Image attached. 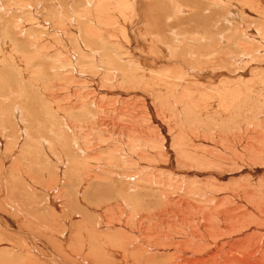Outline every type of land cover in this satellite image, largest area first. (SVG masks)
<instances>
[{
  "label": "rangeland",
  "instance_id": "rangeland-1",
  "mask_svg": "<svg viewBox=\"0 0 264 264\" xmlns=\"http://www.w3.org/2000/svg\"><path fill=\"white\" fill-rule=\"evenodd\" d=\"M8 1L9 0H0V56L2 55L3 57L2 60L0 58V78H10H8L9 83L6 87L0 84V93H2L0 97H3L6 91L8 94L10 91H16L18 92V97L15 96L12 98L11 96L8 100H0V103H2L0 104L2 107V109L0 107V110L6 111V122L4 118L0 116V134L2 135L3 132L4 137H8L11 141L15 138V131L18 129V126L16 118H14V105L12 104L18 101L20 102H17L19 104L18 107L22 109V104L26 103L28 100H33L32 105L37 111L34 112L36 118H33L34 121L32 119L28 120L27 118L23 120V127L26 129L29 125L28 128L33 138L47 135L52 137V135H55V132H64L63 136L59 133V135L62 136L61 140H63V144L62 142L56 143V147L52 145L50 149L55 153L61 152L69 158H64L65 160H63L61 159L63 157L59 156L57 153L58 159L51 155V157H49L40 148L35 147V143L27 142V144H22L20 141L16 143L17 141L15 142L13 140L17 145L22 147L28 144L31 146L33 145V148H31L32 155L27 149L20 153L17 149L11 147V141L9 144L6 143L5 145L3 142L1 143L3 138L0 137V198H2L3 201L1 202V204L3 203L2 207L0 206V264H58L59 261H65V263H70V261L78 263L79 261L81 264V257H84V259L88 261L87 264H118V261H121L120 257L124 255L120 253V251L118 252L119 254L114 252L119 250L118 245L114 242L106 243L104 240L107 239L109 235H122V233L118 231L125 232V234L127 233V236L129 232L121 229H117L118 231L116 232H113L114 230L111 232L109 229L99 227L102 225L99 223V220L104 222L101 216L102 214H107L109 217L114 215V211L118 210L120 207L118 202L119 197H131L130 195L133 191L131 192L130 189L132 187L127 189L129 192H126L125 189L128 186H135L136 188V184L134 183L136 179H134L135 175L133 174L140 171L139 169L142 168L140 166L154 163L156 160H151L152 162H150L149 159H142L140 161L138 157L137 159L133 157V160L128 158V164L125 163L126 166H123V168L125 167V173H128V175L132 177L129 179L127 175V177H125L126 179L123 180V176L119 174L122 170L115 171V173L120 175V178L115 175H110L104 170V162L106 161L104 158L109 154L106 148V151L104 150L105 152L99 151L92 154L91 157L89 156L86 158L84 163L79 160V166L82 165L83 170L91 166L90 174L95 175L98 181L89 180L88 183L84 175L76 172H72L70 175V167L68 168L66 178L64 177V181L62 170L64 166H68L66 164L68 159L73 157L83 159L86 157V155L84 157L80 155L77 148L84 149L91 143L93 146L99 145V147L110 146L115 135L107 136L108 133L103 134L104 127L102 123L110 129L112 127L114 128L112 129L115 134H119L116 135V138H121L118 146L120 148H125V150L129 152V155L125 156L131 157L130 154L133 155L134 151L130 152L129 148L136 143H143L144 141L141 131L136 133L130 130L132 132L128 133L125 130L126 126L130 129L133 124L139 123L135 121L138 119L139 114V108L134 104L135 101L143 103V106L148 109H146V112L149 111L148 113H150V116L149 114L147 115V128L144 129L146 133L148 132L151 135L150 138L158 135L161 136V134H163V136L165 135L164 143H166V147H168L174 155V150L176 148L172 144L178 138L183 143L187 144L184 150L188 151L190 157L201 158L199 161L197 158H194V160H197V162H195L191 160L193 159L192 157L186 162L185 158L179 157L181 161L186 162V165L183 168L181 167L182 171H180V173L184 171L182 175L185 177L187 176L185 180H187L186 183L188 182L187 185L189 190H194V192L198 194H191L189 196L185 193L186 190L183 191L178 188L177 190L172 184L170 186H163L164 190L160 187L162 189L160 192H158L159 190L157 188V192L142 189L140 193L146 194L148 201L142 206L139 205L137 210L141 208L150 213V211H154L157 207H160L161 205L159 204H162L163 199H165H162L158 195L161 192H164V195L167 197L169 194V199L173 197L171 200L180 201L189 197L192 203H197L198 206L201 203L200 207L206 205V207L210 208L213 204L211 202H206L202 190L207 186V190L211 193L217 191L220 186H225L226 190H228V188H232L235 181H239L243 185L246 184V186L256 189L260 196H264V0H224V2L222 0V2L219 1V3L221 2L220 5L214 3V0H190V5H188L190 7L192 2L194 3V1H196V3H194L196 8H194L195 10H193V12H191L193 8L190 9L182 0H134L133 4L136 12H133V14L130 13V18L127 16L124 17L127 23L126 21L123 22L120 20L121 17L118 18V16H115V12L112 13L107 11L106 8H108V10L114 9L112 5L99 10L89 6V2L92 4L93 0H55L58 2L60 10H62V14L66 19L65 21L69 22V16L75 15V12L82 18L86 13L93 14L94 17H92V19H94L100 27V31H98L99 36L94 38V49H97L99 52L104 51V54H99L101 57H115L116 59L114 58L115 60L112 61L113 64H111V66L119 69L121 67H119V63L122 62L120 60L131 58L132 62L130 61L127 63V70L132 68L136 75L139 73H157L163 68L166 69L162 74L157 76V78L163 76V81L158 82L159 84L153 83L144 86L129 83V86H124L123 83L118 82L116 86L109 87L101 82V77L105 76L107 78V76H110V73L108 74L106 71L102 72L99 70L100 68H98L97 71V67L94 69L92 66H90V68L89 66L84 67L82 70L81 66L85 64L88 65V63L84 62L80 66L78 65L79 63L77 64V59L75 61L73 60L74 66L77 69V73L73 72L76 76L75 78H77L76 80H78L77 83L84 84L85 87V83H87L86 86H89L90 81L95 80V86L97 88L101 87L103 84V93L101 92L99 94L98 92V95H100L102 99L98 95L94 96L96 101H101L100 104L102 106L86 105V107H81L79 105L81 108L67 106L76 100V97L72 95L74 92L70 94V89L63 88L62 86V89L59 86L57 87L59 89L54 87L56 84H60L55 76L57 71H61L60 69H56L57 64L61 62V64L64 65L62 61L67 59L74 50L75 53L78 54V44L75 41L72 43L63 39V37H67L66 34L70 33L69 31L73 29V31H75L76 29L74 27L72 29L71 26H66L68 22H64L65 25L62 26V20L59 25L52 24V22H55L53 20L58 21L56 19L55 8H53L55 6L50 5L48 7V5L45 4L54 3V0H42L46 1L44 2V7H42V3L40 4L41 0H27L26 3L28 6L24 11L16 9V5L9 4ZM108 1L110 2L111 0ZM11 5L14 7L11 8ZM63 5H65V7ZM92 5H95V3ZM177 5L182 7L179 8L178 11L180 9L184 11L180 10L179 13L178 11L176 12L175 9ZM66 6L67 8L71 6L74 10V14L70 15L69 12L67 13ZM85 6L89 7V9H83ZM30 7L34 8V12L40 20L43 19L41 21L44 22V26L47 27L50 25L48 29L36 28L34 25L35 23L31 21L30 12H27ZM196 11H199L198 14L203 18H207V22H210V25L208 24L204 27V22H202L201 17L197 16ZM108 14L109 16L114 14V16L108 17ZM100 15H102V17ZM136 15H138V17H136ZM167 16H172V19ZM175 17L177 18L175 19ZM189 17H194V19H190ZM227 17L229 20H227ZM25 18L30 19L28 24ZM72 19L74 20L75 18ZM20 20L26 25L21 31L18 28L19 26H16ZM40 20H38V23ZM131 21H133L132 25L130 24ZM134 23H136L135 26ZM143 23H145V26H143ZM78 24L82 30L85 29V25L82 21ZM121 24H125L124 27L130 28V30H126L127 37L125 39L121 33ZM171 29L173 30L170 31ZM55 30H62L61 36L60 34L57 35ZM76 31V33H70L71 40L73 37L79 39L80 30L77 29ZM148 33L149 35H147ZM41 34L49 36V39H47V37L42 39L35 38V35L40 36ZM150 35H156V39L152 38L153 40L155 39L153 43H150V41H152L150 40ZM176 35H178L181 40V42L178 40L177 44L175 43V41H177L175 38ZM221 36H223V39ZM146 38L148 40H146ZM143 39L145 40L143 41ZM81 40H84L83 34L81 35ZM10 41L11 43L8 44ZM81 43L83 44L81 46L85 48L86 45L83 42ZM1 44L4 45L1 47ZM173 44H176L175 47H177L174 55L168 54L164 49L165 47H161V45L171 46ZM178 50H180L179 53ZM184 51L186 53L191 52V55L189 53L186 54ZM121 55V59L117 60ZM137 56L140 57L137 58ZM135 57L139 60V64L136 62L133 63ZM97 60L99 62L98 58ZM98 62L96 64L98 67L100 64H102V66H100L102 68L109 67V65L106 66L102 62ZM147 65L150 67L146 68ZM123 70L125 69L123 68ZM116 71L112 75L113 80L115 79L114 76L118 73H116ZM168 71H171V73ZM123 72L126 73V71ZM177 72L180 73L176 74ZM182 72H185L184 74L187 73L184 78H181L183 82L178 79V76H182ZM117 77H119V73ZM146 81L153 82L149 77L146 78ZM60 82L65 83V81L61 80ZM39 83L46 86V89H43L42 92L37 88H33L34 85ZM72 85L74 84L69 86L71 89L74 88ZM84 87L77 89L79 92L81 91L78 97H81L82 100H85V94L87 95L86 98L89 96L87 93L82 92L83 89L89 93L93 91L92 87ZM44 92H48V98L52 97V101L54 100L56 108L51 102H47L43 99L42 93ZM107 92L110 93L108 94ZM106 93L108 95H105ZM117 93H119V96H116L118 95ZM122 93L123 95H121ZM103 95L104 97H102ZM133 97L135 99L133 102L134 105L131 107L127 106L134 100L132 99ZM124 101L126 102L124 103ZM131 104L132 103H130V105ZM128 107H130V109H128ZM119 108H122L124 112L126 111L125 115H118ZM135 110L137 112H134ZM127 112L129 114H127ZM47 113L49 116H47ZM130 114L134 116H130ZM51 117L55 118L52 119ZM130 117L134 119H129ZM42 119L44 120L41 122L40 120ZM126 122L127 124H125ZM71 124L73 127L74 125L80 126L81 134L83 135L81 136L84 137L76 143L78 146L77 148L75 147L76 145H72L70 141L72 140L70 136L72 133L67 126ZM53 126L54 128H52ZM2 128H4V131L1 130ZM110 129L108 130L110 131ZM8 131L13 132L10 135ZM50 132L52 133L50 134ZM114 132L112 131V133ZM77 133L79 136L80 133L75 130V135ZM27 137L28 135H26V139ZM88 140H92L90 144ZM225 143L227 144L226 146L229 147H225ZM114 145H116L115 142ZM41 147L44 150L43 146ZM125 150H123V152ZM12 151L14 152L13 154H15L14 157H12ZM135 151L137 155L144 152L137 149V147ZM252 151L253 153H251ZM106 152L107 154H105ZM249 153L253 155L254 153H261L258 155L260 159L258 157L254 159L251 158L253 156L251 155L250 157ZM233 155L235 158L238 157L239 160H237L238 158L235 160ZM209 157H214L218 166L208 165L207 162L202 161V159H208ZM175 158L176 157H173L168 160L171 162L173 159L175 160ZM257 158L259 159L258 161L255 160ZM138 160L141 163L140 165ZM237 161H242L243 164L242 162L239 164ZM163 164L164 163L161 162L160 167ZM176 164L175 161L171 162L172 167H176ZM19 166L25 169L27 167L29 168L25 171L27 177L25 176L23 180L20 177L19 179L16 175ZM9 169L13 171L11 178L8 176ZM187 169L190 170L187 171ZM78 170L83 171L80 170L79 167ZM41 172L43 174H41ZM194 174L199 176L195 177ZM143 175L144 174H142V176ZM8 178H10V180ZM161 179L162 178L158 180L162 181ZM163 180L166 183L165 179ZM9 181H11L10 183L14 189L13 194L19 193V195L9 196L8 192L7 195L5 194V186L10 185ZM198 181H200V183ZM130 182L134 183V185H129L131 184ZM135 182H137V180ZM140 182L141 180L139 183ZM21 184L22 187H20ZM142 184H144L143 181L141 185ZM144 185L148 186L147 184ZM103 186L106 187V190ZM108 186L110 187L109 189L107 188ZM175 190L177 191L175 192ZM134 191L135 193L137 192V190ZM21 193H24L23 196ZM184 194V198H181ZM4 197L7 198L4 199ZM55 198L59 200L57 201ZM240 198H242V195ZM14 199L15 202L17 201V203L20 204L21 211L25 214L22 215L19 212H14L15 210L9 209L10 204L15 203ZM232 200L233 203L230 200L228 201L230 205L238 203L236 200ZM52 202L55 203L56 206ZM59 202H61V206ZM228 202L226 201V203ZM7 205H9V207ZM240 205L241 202H239V206ZM176 206L173 208V205H171L170 207L172 208H169L171 210H167L168 206H165L166 209L164 212H161L162 215L159 216L162 224L165 221L163 225L165 227L160 226V229L163 228L162 232L166 234L168 232V235L175 233L185 234L190 231V225L189 228L186 229L183 226H179L182 224L180 223L182 221L177 220L180 216L177 215L176 217V211L182 210V203H177ZM175 209L177 210L175 211ZM110 211H112V213ZM194 212V218L202 216L201 214L198 215L196 209ZM139 213L143 214L144 212L141 211ZM130 214L132 213H127V216L130 220H134L130 217ZM155 214L156 213H153V216L151 213L148 214L150 217L148 221H156L159 217L156 219V216H154ZM151 217H154V219ZM171 217H174V221ZM185 217L190 221L189 214ZM169 223L172 226H167L168 229H165L166 225ZM96 234H99L98 237ZM103 235L108 236L104 238ZM113 239L117 240V237ZM42 242H45L46 245ZM117 242L119 243V241ZM107 245L108 247H106ZM122 245L121 243V246ZM129 249L128 251L134 256V249ZM125 256L131 257L130 254H125ZM85 257L88 258L86 259ZM52 259H56V262H53ZM150 263L154 264V261Z\"/></svg>",
  "mask_w": 264,
  "mask_h": 264
},
{
  "label": "bare ground",
  "instance_id": "bare-ground-1",
  "mask_svg": "<svg viewBox=\"0 0 264 264\" xmlns=\"http://www.w3.org/2000/svg\"><path fill=\"white\" fill-rule=\"evenodd\" d=\"M26 1L27 0H9L8 2H9V4H15L16 5L15 6L16 9H19V10L24 11L25 8L28 6V4L26 3ZM133 1L134 0H111L109 2L108 0L107 1H105V0H93V3H95V5H92L93 3L90 4V2H89V6L90 7H95L96 9H99L100 10V9H103V8L109 6V5H112L114 9L113 10H108V8H106L107 11L112 12V13L115 12V16H118V18L121 17L122 19L120 18V20H122L123 22L126 21V23H127V20L124 17L127 16L128 18H130V13L133 14V12H136V10L134 8ZM182 1H183V3L185 2V4L187 6L190 5V2H191L190 0H182ZM196 1H194V3H196ZM214 1H215L214 3H217L219 5L222 2V0H214ZM216 1H218V2H216ZM219 1H221V2L219 3ZM44 2H46V1H42L41 0V2H40V4L42 3V7H44V4H45ZM53 2L54 3L51 2V3H46L45 4V5H48V7L50 5H52V6L54 5L55 6L53 8H55L56 19L58 21L53 20L55 22H52V24H58L59 25V23L62 20L63 24L62 23L61 24H62V26H64L65 23L68 22V21H65L66 19L64 18V15L62 14V10H60V6L58 5V2H56L55 0ZM223 2H224V0H223ZM178 3H180V2H178ZM194 3L192 2L191 7L188 6V7H190V9L193 8L191 10V12H193V10H195L194 8H196L194 6L195 5ZM179 5H181V4H179ZM179 5H177L178 8L176 7L177 10L175 9L176 12L178 11L179 8H182V7H179ZM63 6L65 7V5H63ZM13 7L14 6H12L11 8H13ZM64 7H62V8H64ZM87 8L89 9V7L85 6L83 9H87ZM66 9H67L66 10L67 13L69 12L70 15L71 14H74V10H73V8H71V6H68V8L66 6ZM187 9H189V8H187ZM9 10H7V11H9ZM180 10L182 11L183 9H180ZM34 11H35L34 8H31V7H30L29 10H27V12H30V14H31L30 17H31L32 23H35L34 25L36 26V28L40 27V28H44L45 30L48 29L50 27V25L47 26V27L44 26V24H43L44 22L41 21L43 19L40 20L38 18V16L35 14ZM179 11H178V13H179ZM185 12H186V10H185ZM196 12H197V16H199V17L202 18V22H204V27L206 25H208V24L210 25V22L209 23L207 22V18H203L202 16H200L198 14L199 11H196ZM92 13H95V12H92ZM96 13H98V12H96ZM37 14H38V12H37ZM84 14H85V12H84ZM100 16L102 17V15H100ZM111 16H114V14H112L110 16L108 14V17H111ZM92 17H94L93 14L86 13L85 16H83V18H82V17H80L75 12V15L69 16V22L66 23L67 24L66 26H69V27L71 26L72 29L74 27L76 30L77 29L80 30V32H79L80 33L79 34L80 37L78 36L79 39H77L76 37H73V39L71 40V34L70 33H72V32L76 33L77 32L76 30H75L76 32L73 31L74 29L71 30V31H69L70 33H67L66 34V36L68 38L67 37H65V38L63 37L64 40H68V41H70L72 43H73V41H75L78 44V46H77L78 54H76L75 53V50H74V52L72 51L73 53L72 52L70 53L71 55H69V57L67 59H65L64 61H62L64 63V65H62L61 62L59 64H57V68L56 69H58V70L60 69L61 71H57V73L55 74V76L58 78L57 79L55 77L56 80L61 85L60 84H56L54 87L57 88L58 86L59 87L62 86L63 88L70 89V91H71L70 94L72 92H74V93H72V95L76 97V100L74 102H72V104H68L67 105L68 107H71L72 106L73 108H78L80 106L81 107H86V105L87 106H89V105L90 106H99V105H101L100 104L101 101H96L94 99V96L98 95V92H99V94L101 92L103 93V90H102L103 89L102 88V85L103 84H106V86H109V87H112V86L114 87V86H116V84L118 82H121V83L124 84V86H129V83H134L135 85H144V86H146V85H150V84H153V83H158V82H162L163 81V79H162L163 76L162 77H158V78H157V76L160 75V74H162V72L166 70L164 68L161 69L160 71H158L157 73H154V72L153 73H148V74L139 73L138 75H136V74H134V71L132 70V68H129L127 70V66H128L127 63L130 62V61L132 62V59L131 58H129V59L127 58V60H125V59L120 60L121 57H122V55L119 56V58H117V60H120L122 62L119 63L120 64L119 67L120 66L121 67L118 69V68H115V67L111 66V64H113L112 61H114L116 59L115 57H114L115 59L113 58V56H110V57L102 56L101 57L99 54H104V51L103 52L100 51L101 52L100 53L97 49H94L95 48V45H94L95 40H94V38L99 36V32L98 31H100V29H99L100 27L98 26V23L94 19H92ZM136 17H138V15H136ZM167 17H170V19H172V16H167ZM72 18H75V19L73 20ZM176 18L177 17H175V19ZM191 18L194 19V17H191ZM25 19H26L27 24H28V22H30V19L29 18H25ZM38 20H40L39 23H38ZM107 20H110V19H107ZM227 20H229V18ZM80 21H82L84 23V25H85V29H83V30L81 29V27L78 24ZM133 21L130 22L131 25H132ZM18 22L19 23H17L16 26L18 25L19 26L18 28L21 31L23 28L26 27V25H24L23 24L24 22L21 21V20L18 21ZM205 22H207V23H205ZM125 24H121V33H122V36H123L124 39L127 37L126 36V30H130V28L124 27ZM135 24L136 23H134V26H135ZM143 26H145V23H143ZM62 29H64V28H62ZM172 30L173 29H171L170 31H172ZM174 31H176V30H174ZM55 32H57V35L60 34V36H61V33L63 31L62 30H55ZM82 34L84 36L85 42H84V40H81V35ZM147 35H149V33ZM76 36H77V34H76ZM150 36H151V39L150 40H152V41H150V43L151 42L153 43L154 40L156 39L155 38L156 35H154V36L153 35H150ZM46 37H47V39H49V36H47L45 34H41L40 36L39 35H35V38L36 39H42V38H46ZM152 38H155V39L153 40ZM175 38L177 40V41H175V43L177 44L178 43V40H180V39H179L178 35H176ZM221 38L223 39V36H221ZM144 40L145 39H143V41ZM146 40H148V39L146 38ZM81 42H83L86 45V46L84 45L85 48H83L81 46V45H83ZM180 42H181V40H180ZM10 43H11V41L8 44H10ZM3 45L4 44H1V47ZM175 45L174 44L171 45V46L170 45H166V46H162L161 45V47H165L164 49H165L166 52H168V54L174 55L175 50L177 48V47H175ZM180 49H181V47H180ZM67 51H68V49H67ZM179 51L180 50H178V53H179ZM187 53H189L191 55V52H187ZM138 57H140V56H137V58ZM0 58H1V60L3 59L2 55L0 56ZM97 58L99 59V62H98ZM164 58H165V56H164ZM76 59H77V64L79 63L78 65H80V66L84 62L88 63V65L85 64L84 66H81V69L82 70H83L84 67L89 66V68H90V66H92V68H94V69H95V67H97L96 70L98 68H100L99 70H101L102 72L103 71H106V73H108V74L110 73V76H107V78L105 76H102L101 77V82H103V84L101 85V87H98L97 88L95 86L96 85V81L95 80H91L89 86L87 85L88 87L86 86L87 83H85V87H87V88L92 87V89H93L92 92L90 91L91 93H89L88 91L86 92V90L83 89L82 92H85V93H87L89 95L86 98L87 95L85 94V100H82L81 97H78V95H79V93L81 91L79 92L77 89L83 88L84 87V84L77 83L78 80H76L77 78H75L76 76L73 73V72H76L77 73V71H76L77 69L75 68L74 63H73V60L75 61ZM97 62L98 63L102 62L106 66L109 65V67L102 68V67H100V66H102V64H100V66L98 67V65L96 66ZM134 62H136L137 64H139V60L136 59V57L133 59V63ZM149 67H150L149 65L146 66V68H149ZM123 68L125 70H123ZM182 69H183V67H182ZM185 70H186V67H185ZM115 71H116V73L117 72L119 73V77H117V75H118V73H117V75L114 76L115 79L113 80L112 79V75H113V73ZM123 71H126V73H124ZM168 72L171 73V71H168ZM178 73H180V72H177L176 74H178ZM184 73L182 72L181 73L182 76H178V79H180L181 82H183V80H181V78H184L185 75L187 74V73L186 74H184ZM146 75H148V76H146ZM148 77L150 79H152L153 82L146 81V78H148ZM8 78H10V77H1L0 78V84H2V86H5L6 87L8 85V83H9V79ZM78 78H79V76H78ZM60 80L61 81H65V83L64 82H60ZM67 83L74 84V85H72V86H74V88L71 89V87H69V86H71V84H67ZM10 87H11V85H10ZM62 87H61V89H62ZM33 88H37V89H39L42 92L43 89H46V86L45 85H42L41 83H39V84L34 85ZM57 89H59V88H57ZM117 89H118V87H117ZM117 89H116V91H117ZM73 90H75V91H73ZM47 93L48 92L42 93L43 99H45L47 102H51L53 104V106L56 108V105L54 103V100L52 101V97H49L48 98V94ZM107 93L105 95H108L110 92L108 94ZM119 93H117L118 95H116V96H119ZM1 94L2 93H0V96H1ZM17 95H18V92H16V91L15 92L10 91L9 94L6 91V93H4V96L3 97H0V100L1 101H5L4 99L8 100L9 97L11 98V96H12V98H13V97H15ZM121 95H123V93ZM98 96L100 97V95H98ZM124 96H126V95H124ZM102 97H104V95ZM21 98H23V97H21ZM146 98H148V97H146ZM132 99H134V97ZM26 101H27V99H26ZM32 101L31 100H28L26 103L22 104V109L20 107H18L19 106L18 103H20V102H18V101H17L18 103L17 102H13L12 105H14V113H15L14 114V118H16L18 129L15 131V138H13L12 136L11 137L13 138V140L15 142L17 141L16 143H18V141H20L22 144H27V142H29V143L32 142L33 144L35 143L34 144L35 147L40 148L49 157L53 156L54 158L58 159V156H57V154H58L59 156L63 157V158H61L63 160H65L64 158H69L68 156H65L61 152H56L57 153L56 154L55 152L51 151V149H50V147L52 145H54V147H56V143L62 142V144H63V140H61V138L64 135V132H60L59 131V133H61L62 136H60L59 133L55 132V135H52V137H50V136L47 135V136H38L36 138H33L32 135H31V133H30V130L28 128L29 125L27 126L26 129L23 127V125H22L23 122H24L23 120H26V118L28 120H31V119L33 120V118H36L34 112H37V111L33 107ZM134 101H135V99L130 102V103H132L131 105L129 103L127 106H130L131 107L134 104L138 106V108H139V112L138 113L139 114H138V119L135 120V121H138L139 123H136V124H133V125L131 124L132 127L130 129H128V127L126 126L125 127V130L128 133L129 132H132V131H134L136 133L139 132V131H141V135H142L144 141H143V143H136L135 145H133V146H131L129 148V151L130 152L131 151H134V154L133 155L130 154L131 157L125 156V155H129V152H127L125 150V148H123V147L120 148L118 146V143H120V139L121 138L120 139L119 138L118 139L116 138V135H119V134H115V132L113 130L114 129L113 127H112L113 129L112 128L110 129V128L106 127L104 125V123H102V125L104 127L103 132H102L103 134L108 133L107 136H111L113 134L115 135V137L113 136L114 137V140L111 141V144H110L109 147H106V146L99 147V145L98 146H93V144L91 143L92 140L91 141L88 140L89 141L88 143L89 144L91 143V144L88 145L86 148L83 149V148H77L78 146L76 144L80 139H83L84 138V137H82L83 135L81 134V128H80V126L74 125V127H73L72 124L69 125V126L66 125L67 127L70 128V131L72 133V134H70V136L72 137V140H70L71 143H72V145H76L75 147L79 150L80 155H82L83 157L86 155V157L85 158L82 157L83 159H79V158H76V157H73L71 159H68V162H66V164L68 166H64L63 167V170H62V176H63L64 181H65V178H66L67 171H68V168L69 167H70V175L72 174V172L73 173L76 172L78 174L84 175L87 182L89 180H96V176L90 174V172H91L90 171V167L91 166L90 165H87V166H90V167H86L83 170V166L82 165L79 166L80 165L79 160L82 163H84V161H86V158H88L89 156L91 157L92 154H94L96 152L104 151V150L106 151V148L108 149L107 151H109L108 152L109 154L106 156V158H104L106 161L104 162L105 169L104 168L103 169L106 170L110 175H115L116 177H119V178H120V175L119 174H121V176H123V180H125L126 179L125 177H127V175H128V173H125V170H124L125 167L123 168V166H126L125 163L128 164V161H129L128 158H130L131 160H133V157H134V159L135 158L137 159V157H138L140 159V161L142 159H145V160H148L149 159L150 162H152L151 160H156L154 163L147 164V165H144V164L141 165L140 167H142V168L139 169L140 171H138L135 174H133V175H135L134 179L137 180V182H135L136 180L134 181V183L136 184V188H135V186H128L127 185L128 187L125 189L126 192L128 191L127 189H130L132 187L130 189L131 192L133 191L132 194L130 195L131 197L128 196V198H127V196H123V197H119L118 198V202L120 204V207H119L118 210L114 211V213H113L114 215H112L111 217H109L107 214H104V215L102 214L101 216L104 219V222L102 220H99L98 219L99 220V223L102 224L99 227H102L104 229H109V231L111 230V232L113 230H114L113 232H116V231H118L117 229H121V230H124L126 232H129V234H130V235L128 234V236H127L126 235L127 233L125 234V232L118 231V232L122 233V235H118L120 237H118V236H110V235H109V237H107L108 235H103L104 238L107 237V239H105L104 242H106V243L114 242L116 245H118V249L119 250L118 251H114V252L118 253L120 251V253H122L124 255V256H121L120 257L121 258V261H118V264H151L150 262H152V261H154V264H264V196H260V194L258 193V191L256 189L250 188V187L246 186L245 182H244L245 185H243L241 182L235 181L233 183L232 188H228V190H226V187L225 186H222V187L220 186L217 191L214 190L215 192H212V193L209 190H207V187L208 186L206 188H204V190H202V191H203L204 198H206V202H211L213 204L210 208L209 207H206V205H203V204H202L203 206L200 207V204L201 203L199 204V206H198L197 203H192V201L189 199V197L187 199H184V200L182 199L180 201H175V200H171V198L173 199V197H171L170 199L168 198V197H170L169 194H168V197H167V196L164 195V192L159 193L158 195L162 199L163 198H165V199H163L162 204H159V205H161L160 207H157L154 211H150L151 215L153 213H156L154 216H156L155 218L157 219L160 215H162L161 212H164V210L166 209L165 206H168V208H167V210H168L169 208H172V207H170L171 205H173V208H174V206H176L177 203H180V204L182 203V210L180 209V211H178L177 209H175V211L177 210L179 212L178 213L176 211V217H177V215L180 216L179 218H177V220L178 221H182V222H180V223H182L181 225H179L180 227L183 226L186 229V228H189V225L191 226L190 229H189L190 230L189 232L185 233L184 232L185 230L182 231L185 234H180V233H177L176 234L175 233V234H172V235H168V232H167V234L165 232H162V229L163 228L160 229V226H163L164 223H165V221L164 222L162 221L163 224L161 223L160 217L158 218L159 220L157 219L158 221L157 220L156 221H148V219L150 218L148 216V214H150L148 211H144L143 209L139 208V210H141L142 212H144L143 214L142 213H139L141 211L137 210V207L139 205L142 206L143 204H145L148 201V197L146 196V194H141L140 193V191L142 189L143 190L145 189V190L157 192L156 191V188H157L159 190L158 192H160V190L162 191V189L160 187H162L163 190H164V187L163 186H165V185L166 186H170L172 184V186H174L176 189L177 188L180 189V190L182 189L183 191L186 190L185 193L188 194L189 196L191 194L194 195V194H198V193H195L194 190H189L188 185H187L188 182L186 183L187 180H185V179H187L186 178L187 176L185 177L184 175H182L184 173V171H183V173H180V171H182L181 169L186 165V162L189 161L193 157V156L190 157V154H188V151L184 150V148H185V146L187 144L186 143H183L180 139L177 138L175 140V142H173V144H172L176 148V149L173 148V149H175L174 150L175 155H174L172 153V151L169 150L168 147H166V143H164V141H165V135L163 136V134H161V136L158 135V136H155V137H151L150 138L151 135L148 132L146 133L144 131V129L147 128V123H148V122H146L147 121V115L149 114V116H150V113H148L149 111L146 112V109L147 108L143 106V103H138L139 101L138 102L135 101L136 102L135 103ZM125 102L126 101H124V103ZM133 102H134V104H133ZM156 103H157V101H156ZM0 104H2V103H0ZM112 105H114V104H112ZM130 107H128V109H130ZM7 108L10 109L9 107H7ZM1 109H2V107H1ZM157 110H158V108H157ZM43 111L44 112H47L46 110H43ZM118 111H119V114L118 115H120V116L121 115H125V113H126V111L124 112L122 108H119ZM95 112H97V111H95ZM134 112H137V111L135 110ZM127 114H129V113L127 112ZM5 115H6V111L0 110V116H2L4 118V120H5V122H6V119H5L6 116ZM47 116H49V114ZM130 116H134V115L133 114L132 115L130 114ZM53 118H55V117H53ZM131 118L132 117H130L129 119H131ZM132 119H134V118H132ZM43 120L44 119H42L40 121L42 122ZM131 122H132V120H131ZM125 124H127V122ZM38 125H39V123H38ZM109 125H110V123H109ZM117 126H119V125H117ZM120 127H122V126H120ZM6 128H8V127H6ZM52 128H54V126ZM153 128H154V126H153ZM108 129H110V131ZM155 129H156V127H155ZM1 130L4 131V128H2ZM75 130H76V132H79L80 133L79 136H78V133L75 135ZM111 130L114 133H112ZM130 130H132V131H130ZM115 131H117V130H115ZM8 132L11 135L13 131L12 132L11 131H8ZM51 133L52 132H50V134ZM133 133H130V134H133ZM26 135H28L27 139H26ZM139 135H140V133H139ZM0 137L3 138L1 140V143L3 142L4 145L6 143L9 144L10 141H11L8 137H4V133L3 132H2V135L0 134ZM158 137H160V138H158ZM179 137H180V135H179ZM129 138H130V135H129ZM93 139H95V138H93ZM13 140L11 141V144H12L11 147L13 149H17L20 153L23 150L27 149V150H29V153L30 154L32 153L31 148H33V145L31 146L30 144H28V145H25V146L22 147V146L17 145ZM113 141L116 143V145H114V142ZM229 143H231V142H229ZM226 145L227 144L225 143L224 146L225 147H229V146H226ZM41 146H43V148H44L45 151L42 149ZM188 146L192 147L191 145H188ZM136 147H137V149H139L141 151H144V152H141V153H139V155H137L136 154V151H135V148ZM123 150H125V151L123 152ZM11 153L13 155L12 157H14V155H15V154H13L14 152L12 151ZM251 153H253V151ZM257 153L256 154L254 153V155L253 154H250V153L249 154H250V157L252 155L253 157H251V158L254 159L255 157H258V158L260 157L258 155L261 154V153H259V154H257ZM105 154H107V152ZM172 156L177 158V159L175 158V160L173 159V161H171V162H174L175 161L177 163L176 164L177 165L176 167L173 166L174 168L172 167L171 162H169L170 160H168V159L173 158ZM179 157L185 158L186 162L181 161V159ZM194 158H197V157H193V159H191V160L193 161ZM233 158H235L234 155H233ZM236 158H238V157H236ZM236 158H235V160H236ZM258 158L255 159V160L258 161L260 159V158L259 159ZM197 159L199 161V159H201V158L199 157ZM167 160H168V162H167ZM237 160H239V158ZM140 161H139V165L141 164ZM194 161L197 162V160H194ZM202 161L207 162L208 165L211 164V165L218 166V164L216 163V159L214 157H209L208 159H202ZM161 162H163L164 164L160 167ZM241 162H238L237 161V163H239V164ZM252 162H254V161H252ZM190 163H192V162H190ZM232 163H234V162H232ZM120 164H122V165H120ZM242 164H243V162H242ZM31 166H32V164H31ZM120 166H122V167H120ZM78 167L80 168V170H83V171H79L78 170ZM28 169H29L28 167L25 169L24 167L19 166L17 168V171H16V175L18 176V178L20 177L23 180L25 178V176L27 175V174H25V171L28 170ZM100 169H102V168H100ZM117 170H122V171L119 174H117V173H115V171H117ZM189 170L187 169V171H189ZM9 171H8V176H10V178H11V175H13L12 174L13 171L11 169H9ZM217 171H218V169H217ZM41 174H43V173L41 172ZM142 174H144V175L142 176ZM16 175H14V176H16ZM70 175H69V177H70ZM194 176L195 177L196 176L198 177L199 175L194 174ZM130 177H132V176L128 175V178L129 179H130ZM10 178H8V179L10 180ZM160 178H162L161 179L162 181L158 180ZM163 179H165L166 183L164 182ZM140 180H141V182L139 183ZM24 181H26V180H24ZM96 181H98V180H96ZM130 181H132V180H130ZM142 181L144 182V184H147L148 186H146L144 184L141 185ZM10 182L11 181H9V183ZM198 182L200 183V181H198ZM202 182H203V180H202ZM134 183H131L129 185H134ZM173 184H175V185H173ZM99 185H101V184H99ZM123 185H125V184H123ZM109 186L107 187L108 189L110 188ZM153 186H155V187H153ZM5 187H6L5 188V194L6 195H7V192H8V195L9 196L10 195H19V193L13 194L14 189L12 188L11 183H10V185H7ZM20 187H22V184H21ZM105 188L106 187H104V189ZM191 188H192V186H191ZM201 188H202V186H201ZM214 189H215V187H214ZM134 190H137V192L135 193ZM177 190H175V192ZM166 193H168V192H166ZM23 194L21 193L22 196H23ZM110 194H112V193H110ZM163 195H164V197H163ZM241 195H242V198H240ZM183 196H185V194L182 195L181 198H184ZM6 198L4 197V199H6ZM0 199H1L0 206L2 207V204L3 203L1 204V202H3V201H2V198H0ZM48 199H49V197H48ZM107 199H108V197H107ZM228 199L230 201H232V203H233V200L232 199L236 200L238 203L235 204V205L233 204L234 205V207H233V205H230V203L228 202L229 201ZM176 200H178V199H176ZM193 200H195V199H193ZM50 201H51V198H50ZM57 201H56V203H57ZM226 201L228 203H226ZM14 202H15V199H14ZM239 202H241V205L240 206H239ZM59 203H60L59 205L61 206V202H59ZM167 203H169V204H167ZM172 203H174L176 205H174ZM53 204L56 206L55 203H53ZM226 204H227V206H226ZM7 206L9 207V205H7ZM179 206H176V207H179ZM57 207H58V205H57ZM9 209L10 210H15L14 212H16V213L19 212L22 215L25 214L24 212L21 211L20 204H18L17 201L15 203H11ZM195 209L198 211V215L199 214L202 215L201 217L198 216L197 218L196 217L194 218V216H195L194 213L196 212V211L194 212ZM169 210H171V209H169ZM110 212L112 213V211H110ZM129 212L132 213V214H130V217L133 218L134 220H130L129 217L127 216V213H129ZM183 212L184 213L186 212V213L184 214ZM50 213H53V212H50ZM188 214H189V218H190L189 220L190 221H188L187 217H185ZM151 218L154 219V217H151ZM171 219L173 220L174 217L173 218L171 217ZM9 222H11V221H9ZM143 222H146V223H143ZM172 224H174V223H172ZM170 225H171L170 223L168 225H166V228L165 229H168L167 226H170ZM163 227H165V226H163ZM124 234H125V236H124ZM96 235L98 237L99 234H96ZM114 237H117V240L113 239ZM23 238H25V237H23ZM99 239H97V240H99ZM117 241H119V243ZM42 243L45 244V242H42ZM121 243L123 244L122 246H121ZM108 245L106 247H108ZM84 246H85V244H84ZM129 248H132V250L134 249V252H133V255L134 256H132L131 252L128 251ZM124 253L127 254V255L130 254L131 257L130 256H125ZM39 254H40V252H39ZM85 258L87 259L88 257H85ZM62 259H64V258H62ZM55 260L56 259H54L53 262ZM80 261H81V264H87L88 263V261H86L84 259V257H81L80 258ZM89 262H90V260H89ZM58 264H80V263H79V261H78V263L77 262H71V261H70V263H68V262L65 263V261H62V262L59 261Z\"/></svg>",
  "mask_w": 264,
  "mask_h": 264
}]
</instances>
